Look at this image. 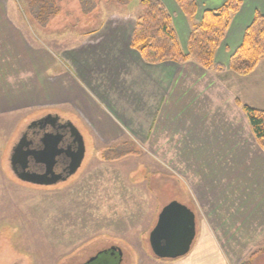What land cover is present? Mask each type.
Masks as SVG:
<instances>
[{
	"label": "rangeland",
	"instance_id": "obj_1",
	"mask_svg": "<svg viewBox=\"0 0 264 264\" xmlns=\"http://www.w3.org/2000/svg\"><path fill=\"white\" fill-rule=\"evenodd\" d=\"M135 1L55 0L57 15L42 22L32 13L38 4L0 0V264L161 261L151 254L148 235L161 208L172 200L191 206L197 213L196 231L198 220L208 223L233 264L264 248V151L242 108L264 109V67L256 66L255 80L237 83V78L231 77L237 74L229 69L224 76L195 63L211 77L196 83L207 87L209 97H193L192 101L197 120L194 126L201 127L204 120V129L216 138L205 145L212 147L209 158L201 154L198 144L179 147L188 132L181 112L173 123L179 149H160L152 143L159 140L160 132L170 130L164 120L159 119L152 128L158 136L151 134L146 143L137 140L136 136H143L137 125L132 131L135 137L127 129L118 137L114 131L104 136L95 131L99 129L96 120L89 118L93 132L81 112L70 101L64 102L84 99L85 83L96 95L104 96L103 92L99 95L100 80L93 85L99 63H92L97 55H107L113 43L104 30L106 19L110 23L117 21L118 15H132L134 10L128 13L126 5ZM86 35L87 42L97 38L98 43L82 44ZM76 52L101 53L84 60L83 65L80 59L74 60ZM215 83L221 92L213 91ZM59 85L62 95L66 90L61 99ZM43 90L46 98L52 94L51 99H45ZM223 90L227 117L218 109V95H223ZM237 93L241 106L236 107ZM49 100L50 105L42 104ZM58 101L61 103H54ZM47 113L70 120L81 132L85 129V136H91L92 141L85 140L82 164L69 179L46 187L33 186L12 174L9 154L27 125ZM100 113L96 109V114ZM146 120L149 124L150 119ZM218 141L221 143H212ZM163 145L170 146L167 142ZM203 169L206 175L201 174Z\"/></svg>",
	"mask_w": 264,
	"mask_h": 264
},
{
	"label": "crops",
	"instance_id": "obj_2",
	"mask_svg": "<svg viewBox=\"0 0 264 264\" xmlns=\"http://www.w3.org/2000/svg\"><path fill=\"white\" fill-rule=\"evenodd\" d=\"M138 1L139 0H136L134 5H126L128 13L134 10L132 15H118L116 19H114L117 21H111V24L109 23L110 19H106L104 30L108 31L109 34H107L113 39L112 46L107 55H97L101 52L94 54L89 53L85 55L76 52L74 55V60L80 59L82 64L84 60L88 61L89 57L93 59L97 55V58L94 60L92 65L94 66L95 63H99L97 64L98 67L95 70H99V73L96 74L94 71L93 75L94 77L97 75V78L93 80V85L96 86L97 80H100L98 91L99 95L103 92L104 96L99 97L96 95L95 92L90 90L85 83L82 84V89H84L85 93L84 99H82V97H78L76 101H74V99H64V102L70 101L72 105L81 112L80 114L85 118L84 121L91 130L94 128L89 118L96 120L98 122L99 129H95V131L104 136L109 135L112 133L111 131H114L115 133H118V137L120 134L125 133L124 131L126 129V132L133 133L136 131L135 125H137L139 128V135L141 134L143 136L138 137L135 133L132 135H134V137L136 136L139 142L142 141L146 143L147 140L151 139V134L158 136L157 129L152 131V128H154L153 126H156L159 119L164 120L163 124L169 125L170 130L168 131L165 129V131L160 132V137H158L160 141L154 140L152 143H155V148L160 149H179H176L177 146H175V144H178L179 142V135L177 128L175 129L173 127V123H176V115H178L177 112H181V119H184L183 123L186 124L188 132L187 135H184L185 141L181 143L182 146H178L180 148H185L186 146L190 147L194 144H198L200 146L199 150L204 157L207 158L208 155L209 157H212V153H209V150L212 149V147L208 148L205 147V145L209 144L211 139V141H216L214 140L216 138H212L213 136L210 135V132H207L204 129V124H206L203 122L204 120L200 123V125L203 123L201 127L194 126V124L197 123V120L195 114L193 113L194 105H192V101L194 100L193 97H209V92L206 91L207 87L204 85H196V83L200 82L199 79L202 81L204 79L210 81L211 77L208 75L209 73L201 70L192 61L179 64L171 60H166L158 64H147L140 59L139 54L129 46L131 27L139 15L137 14V11H139ZM160 1L164 4L171 16L172 24L176 30L180 47L185 50L192 24L201 18L204 10L218 8L226 0H195L196 14L193 19H189L182 13L175 0ZM123 7L125 6L123 5ZM256 11L264 14V0H242L239 10L232 15L229 28L223 41L215 51L214 58L216 62L228 66L230 55L241 44L244 31L251 23L253 15ZM110 25H113L114 29H110ZM87 37V35L83 37L84 39L81 40L82 44L95 45L98 43L96 41L97 38L87 42ZM76 45L78 46V43ZM261 62L264 63V61L260 60L257 65L258 67H264ZM256 69L258 70L257 67ZM256 69L253 73L247 76L231 75V77L235 79L237 78V83L242 82L243 80H248L249 78L255 80V73L258 72ZM217 73L219 75L222 73L225 76L226 70ZM196 76L198 79H196ZM220 87L221 86L219 84L215 83L213 91L217 89L220 91ZM223 89H225V87H223ZM58 90L59 92L57 95L60 99L61 97H66V90H64L62 95V88L60 85ZM89 91L94 93L95 96H93ZM222 94L223 95L221 96L218 95V97H220L219 101L217 100L219 104L218 109L221 110L220 112L223 117H227L226 102L223 100V97H225V90H223ZM43 95L45 96V99H51L50 96H52L50 93L49 98H46L47 94H45L44 90ZM55 95L56 93L54 96ZM237 95L238 93L234 97V104L236 107L237 104L241 106V100L238 99L241 97H238ZM46 103L47 105H50L51 100L44 101L42 104L45 106ZM54 103L61 102L58 101ZM96 109L101 113L96 114ZM168 111L170 113L169 116ZM173 116L175 117L174 119ZM146 119H150L149 124ZM207 124H209V122H207ZM146 125L148 126L147 129L145 128ZM132 127L134 128L133 130ZM143 132L145 133L142 134ZM81 133L84 140L89 139L92 141L91 136H85V129ZM114 139L116 140V138L112 137V141ZM133 139L135 140V138ZM166 142L170 144V146L163 145ZM218 142L219 143H212H221V141ZM223 147L224 146L220 148ZM214 149L219 150L218 147ZM193 163L194 162L192 161L191 164ZM175 165H177V160ZM204 166H209V163ZM205 171L206 170L203 169L201 174L206 175ZM187 206L192 210L191 206ZM194 214L196 226L197 213L194 212ZM195 233V238L187 254L170 260L156 261L153 258L149 264H233L232 258L228 255L217 234L206 221L203 219L200 221L198 220V227ZM258 237L259 236L257 235V238ZM256 242H258V239L255 240V243ZM258 244L259 243H256V245ZM245 260L246 258L240 260L238 259L237 261L240 262L237 264H242ZM249 264H264V253L254 257Z\"/></svg>",
	"mask_w": 264,
	"mask_h": 264
},
{
	"label": "trees",
	"instance_id": "obj_3",
	"mask_svg": "<svg viewBox=\"0 0 264 264\" xmlns=\"http://www.w3.org/2000/svg\"><path fill=\"white\" fill-rule=\"evenodd\" d=\"M29 2L31 6L38 4L32 10L38 21L43 22L48 17L57 15L55 0ZM175 2L186 17L194 18L195 0ZM241 2L242 0H226L218 8L204 10L201 18L192 24L186 49L183 50L164 4L160 0H139L140 13L131 30L129 46L147 64H158L166 60L179 64L192 61L205 70L222 72L229 69L240 76L248 75L260 60H264V14L258 11L254 13L251 23L244 31L241 44L231 54L228 66L216 62L214 58L215 51L229 28L232 15L239 10ZM242 108L258 146L264 151V109L248 105H242ZM263 253L264 248L254 250L242 264H249L254 257Z\"/></svg>",
	"mask_w": 264,
	"mask_h": 264
},
{
	"label": "water",
	"instance_id": "obj_4",
	"mask_svg": "<svg viewBox=\"0 0 264 264\" xmlns=\"http://www.w3.org/2000/svg\"><path fill=\"white\" fill-rule=\"evenodd\" d=\"M64 126L69 128L70 133L77 142L76 151H74L69 163L68 177L73 175L81 166L85 154V144L81 133L71 121H66ZM61 138L62 136L58 134L45 133L40 138L42 146L39 149L31 150L30 153L26 152V154H31L37 163L43 164L45 170L43 172L24 171V175L19 176L20 180L36 185H52L60 181V177L53 172V164L59 153L58 146ZM12 150L10 162L13 171H16L14 161L21 159V157L25 158L26 155H19L20 146H16ZM195 234L194 212L186 205L172 200L161 208L156 222L149 232L148 244L150 251L154 257L162 260L181 257L188 253ZM105 264L109 263L106 262Z\"/></svg>",
	"mask_w": 264,
	"mask_h": 264
},
{
	"label": "flooded vegetation",
	"instance_id": "obj_5",
	"mask_svg": "<svg viewBox=\"0 0 264 264\" xmlns=\"http://www.w3.org/2000/svg\"><path fill=\"white\" fill-rule=\"evenodd\" d=\"M66 121L68 120L63 119L58 114L47 113L32 120L29 123V125H27V127L20 133V136L18 137L19 139H17V141L14 143L12 147L13 149L16 146H20L19 155L20 154L26 155L25 158L21 157V159H19L18 157L19 155L17 156L19 160L14 161L15 162L14 169L16 171H13L10 162L12 174L16 176V178L20 180L19 176H22L24 171L43 172L45 170V166L43 164L37 163L35 161V158L31 154H29L31 150L39 149L42 146L40 142V138L45 133H53L55 135L58 134L59 136H62L58 146L59 153L56 156L55 162L53 164L54 174L60 177L61 182L66 181L67 179L70 178V176H72L70 175L67 177V172H68L69 163L71 161V157L74 154V151H76L77 142L74 140V136L70 133L69 128L67 126H64ZM83 141L85 144L84 138ZM12 151L13 150H11V153L9 154L10 158ZM26 152L29 153L26 154ZM29 184L33 186H42V187L50 186V185H36L32 183Z\"/></svg>",
	"mask_w": 264,
	"mask_h": 264
}]
</instances>
